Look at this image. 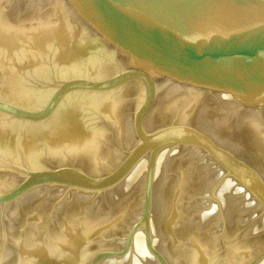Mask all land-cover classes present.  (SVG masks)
<instances>
[{"label": "water", "instance_id": "obj_1", "mask_svg": "<svg viewBox=\"0 0 264 264\" xmlns=\"http://www.w3.org/2000/svg\"><path fill=\"white\" fill-rule=\"evenodd\" d=\"M0 264H264V0H0Z\"/></svg>", "mask_w": 264, "mask_h": 264}]
</instances>
